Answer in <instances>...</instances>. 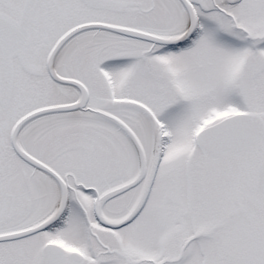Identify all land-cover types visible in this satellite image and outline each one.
Instances as JSON below:
<instances>
[{
    "label": "snow or ice",
    "instance_id": "1",
    "mask_svg": "<svg viewBox=\"0 0 264 264\" xmlns=\"http://www.w3.org/2000/svg\"><path fill=\"white\" fill-rule=\"evenodd\" d=\"M0 264H264V0H0Z\"/></svg>",
    "mask_w": 264,
    "mask_h": 264
}]
</instances>
